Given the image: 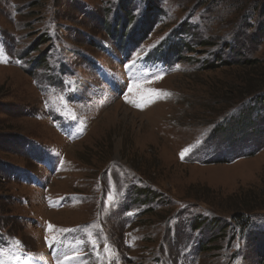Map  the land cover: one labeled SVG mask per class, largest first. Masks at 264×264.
<instances>
[{"label":"rangeland","instance_id":"374dc122","mask_svg":"<svg viewBox=\"0 0 264 264\" xmlns=\"http://www.w3.org/2000/svg\"><path fill=\"white\" fill-rule=\"evenodd\" d=\"M124 4L0 0V264H264V0Z\"/></svg>","mask_w":264,"mask_h":264},{"label":"trees","instance_id":"16d2710c","mask_svg":"<svg viewBox=\"0 0 264 264\" xmlns=\"http://www.w3.org/2000/svg\"><path fill=\"white\" fill-rule=\"evenodd\" d=\"M235 2H244V1H247V0H234ZM126 7H127V5L129 6L130 5V0H125V4H124ZM152 7H153V5H152ZM129 8V7H128ZM126 9V8H125ZM147 9H148V11H147ZM155 9V7H153V8H151V5H149L148 7H146L145 8V11L143 12V14H146L147 12H153V10ZM131 16V15H130ZM119 19V18H118ZM156 19H157V17H156V15H154L153 17H152V15H151V17H150V24H148L149 22H144V28H142L141 30H140V28L141 27H138V25L139 24H137V26H136V28L133 30V31H131V33H130V35H128L127 36V38H129L130 40H131V42H133V43H135V44H139V39H138V37L142 40V39H144V38H146V36H147V33H149L150 32V30L154 27V22H156ZM187 23V21H183L182 23H181V25H184V24H186ZM125 27V26H124ZM187 27V25H185L184 26V28H186ZM126 28V27H125ZM125 28H123L122 30H125ZM121 30V32H120V34H119V36L120 37H124V35H122V33H123V31ZM140 30V31H139ZM143 30H145L144 31V33H143ZM182 31H184V29L182 28ZM138 33V34H137ZM259 36H262V30H261V32L258 34ZM49 36L46 34V33H43L42 35H41V37L39 38V40H41L42 42H46V41H49ZM40 44V43H39ZM203 44L204 45H207V43H205V41L203 42ZM51 43H49L47 46H46V49H44V51H43V53H44V55L41 57V59H39L40 61H34V63L36 64V63H38V64H40V63H42V65L43 64H46L47 62H48V58H49V55H50V52H51ZM184 46H186L182 41H181V39L179 38V39H177V41H175V46H174V48L172 49V48H170L169 49V54H172V53H181L182 51H183V48H184ZM229 46H231L233 49H237L236 47H237V45H236V47H234L233 45H229ZM189 47H191V46H189ZM224 61H221V63H223ZM225 64H230L229 62H226ZM219 64H213L212 66H218ZM254 65H257V61L256 60H254V61H249V60H247L246 61V66H254ZM259 85H260V83H259ZM261 85H264V80L261 82ZM261 85L260 86H254V87H252V88H250V89H248L247 91H257V90H259V89H261ZM244 104H245V109H244V111H242V112H240L239 113V115H237V119L235 118V123H234V125L236 126H238V127H243L244 128V126L243 125H245V124H247V123H250L251 122V115H250V110L249 109H252L253 108V106H259L260 107V110H259V113H256V116H260V112H261V105H263V103H264V92H262L261 94H259V95H254V96H251V97H248V98H246L245 100H243L242 101ZM247 110V111H246ZM246 113L248 114V115H246ZM239 118V119H238ZM226 122V120L223 122V123H221L217 128H216V131L218 132V133H226L227 131L225 130V125L227 126V123L230 125V122H231V120L229 119V120H227V123H225ZM246 122V123H245ZM259 122H261V120H259ZM223 124V125H222ZM242 128V129H243ZM260 128H264V123H262L261 124V126H260ZM241 129V128H240ZM219 130V131H218ZM215 131V132H216ZM242 131H244V129L242 130ZM260 132L262 133V130L260 129ZM246 135H247V133H245ZM218 139H222V138H216L215 139V142H216V145H211L210 143H211V141H214L213 139H211L210 141H209V143H208V145L207 146H212V149L215 151V150H217L218 149ZM257 144L259 143V141L258 140H256L255 141ZM199 144V143H198ZM202 146V145H201ZM138 196H144V197H148L149 198V196L150 197H152L153 196V194H150V191L149 190H144V191H138ZM262 248H264V245L261 247V249ZM262 251H263V253H262V255L264 256V249H262Z\"/></svg>","mask_w":264,"mask_h":264},{"label":"snow or ice","instance_id":"6c2138e0","mask_svg":"<svg viewBox=\"0 0 264 264\" xmlns=\"http://www.w3.org/2000/svg\"><path fill=\"white\" fill-rule=\"evenodd\" d=\"M137 58L139 59V57H137ZM132 64H133V66H134L135 61H133ZM126 67H128V66L126 65ZM177 67H178V66H177ZM157 78H159V77H157ZM153 94H154V95H157V96H160V95L169 96V95H171L170 93H153ZM129 102H131V101H129ZM135 106H136V107H140L139 104H137V105H135ZM190 150H191V146H190L189 148L184 149V150L181 152V159H183L184 156L187 155V154L190 152ZM108 199L111 201V200H112V197L109 196ZM48 229L51 231V230L54 229V226L51 225V224H49V225H48ZM56 231H58V232H60V233H63V232H67V231H75V229H58V230H56ZM85 231H87V229H85ZM88 236H89L90 243L92 244L93 248L95 249V248L97 247L96 240H95V239H92V233H91V232H88ZM45 239H46V241L49 242V246H50V247L54 246V244H55V242H56V236H55V235H53V236L51 237V239H49L48 237H46ZM19 243H20V242L17 241V244H19ZM104 251H105V253H108V252L110 251V249L108 248L107 245H105ZM99 256H100V254H99V252H97V257L99 258ZM57 259H58V264H68V262H69L70 260H72V259H79V256L76 255V254H73L72 256H69V255H67V254H64L62 260H61L60 257H58Z\"/></svg>","mask_w":264,"mask_h":264},{"label":"bare ground","instance_id":"6f19581e","mask_svg":"<svg viewBox=\"0 0 264 264\" xmlns=\"http://www.w3.org/2000/svg\"><path fill=\"white\" fill-rule=\"evenodd\" d=\"M154 107V106H153Z\"/></svg>","mask_w":264,"mask_h":264}]
</instances>
